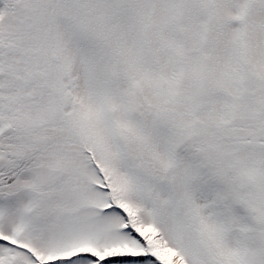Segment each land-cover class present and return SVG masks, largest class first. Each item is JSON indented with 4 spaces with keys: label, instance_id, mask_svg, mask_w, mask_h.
I'll return each mask as SVG.
<instances>
[{
    "label": "snow or ice",
    "instance_id": "6c2138e0",
    "mask_svg": "<svg viewBox=\"0 0 264 264\" xmlns=\"http://www.w3.org/2000/svg\"><path fill=\"white\" fill-rule=\"evenodd\" d=\"M0 264H264V0H0Z\"/></svg>",
    "mask_w": 264,
    "mask_h": 264
}]
</instances>
